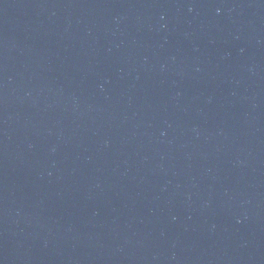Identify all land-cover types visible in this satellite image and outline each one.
<instances>
[{
    "label": "water",
    "instance_id": "water-1",
    "mask_svg": "<svg viewBox=\"0 0 264 264\" xmlns=\"http://www.w3.org/2000/svg\"><path fill=\"white\" fill-rule=\"evenodd\" d=\"M0 264H264V0H0Z\"/></svg>",
    "mask_w": 264,
    "mask_h": 264
}]
</instances>
